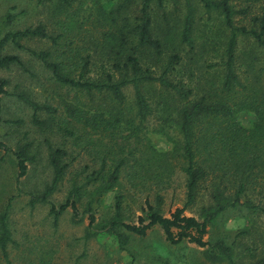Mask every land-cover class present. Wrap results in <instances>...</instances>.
Returning a JSON list of instances; mask_svg holds the SVG:
<instances>
[{
    "label": "rangeland",
    "instance_id": "obj_1",
    "mask_svg": "<svg viewBox=\"0 0 264 264\" xmlns=\"http://www.w3.org/2000/svg\"><path fill=\"white\" fill-rule=\"evenodd\" d=\"M121 1L84 0L82 9L68 16L76 1L70 7L58 8L55 1L37 3L35 0H0V38L6 31L43 23L50 34L62 33L56 45L58 52L65 51L70 57L72 51L82 56L88 53L97 67L103 64L108 68L114 54L103 42L102 33L109 35L120 27L124 33L137 22L139 0L123 4L118 13L113 14L115 19H112L108 10ZM232 4L236 10L248 4L253 13H261L264 8V0H240ZM149 13L151 34L159 41L160 49L156 51L149 46L139 45L134 51L135 57L142 67H149L156 73L172 58L169 78L190 92L178 97L175 92L165 90L157 83H141L139 89L148 106L143 118L136 116L134 90L130 84L122 88L123 100L118 105L107 93H95L89 100L85 94L79 96L73 89L52 81L39 62L26 51L9 42L3 45L1 52L18 55L27 71L15 65L0 68V79L6 80L3 89L7 92L0 94V142L13 149L17 142L32 139L34 147L39 150L37 159L27 163L25 175L16 179L14 156L11 151L4 152L0 148V213L9 200L7 223L11 242L7 244L6 250L12 264H250L256 255H264V214L252 212L241 205L227 207L214 216L203 236L210 244L221 242L229 247L231 260H228L217 248L209 245L200 247L186 240L169 244L156 225L146 230L143 236L128 233L124 249L118 247L113 234H95L84 239L88 222L86 214L81 220L74 221L68 207L54 224L48 213V203L29 204L28 193H36L41 189L50 175L44 139L52 146L65 148L68 151L66 161L73 157L62 181L49 198L52 203L58 204L65 199L70 179L74 177L77 183H81L86 174L97 168V156L100 153L96 149L104 151L112 148L122 153L131 152L137 159L135 167L143 164L145 169L142 172L149 177L158 154L169 151L172 142H179L182 138L178 125L170 120V117H175L174 112L180 102L201 97L205 101L223 99L229 102L233 99L231 93L242 85L248 88L264 87V49L252 37L237 34L232 61V72L236 79L229 95L221 92L229 31L217 10L204 8L199 0H162L160 5L151 2ZM188 13L191 27L188 40L183 41L181 32ZM8 14H13V18L6 20ZM238 18L236 14L235 24H241ZM128 36L125 51L132 49L135 43L130 32ZM131 39L133 41L128 42ZM107 40L111 43L114 41L108 37ZM21 43L35 50L50 45L49 40L37 38H25ZM88 67L91 75L97 72L90 62ZM19 90L26 91L39 104L56 107L55 114L36 111L38 119L54 115V119L50 120L56 122L57 118L64 117L72 121L69 116L70 105L71 108L89 110V113L105 111L103 117L116 115L118 120L114 124V138L109 140V130L96 128L88 134L92 139L90 148L81 150L71 144V138L52 134L49 128L42 129L33 123L31 108L14 96ZM109 111H112L111 116ZM234 118L245 128L250 127L255 120L254 114L248 110L237 111ZM130 120L133 129L135 127L132 134ZM76 125L80 126L78 123ZM206 125L195 124L192 128L197 130L199 126L202 128ZM170 159L166 176L153 175L144 179L143 187L130 185L129 177L122 171L113 188L98 196L99 203H92L95 222L107 220L112 215L117 193L123 196L120 218L127 223L136 222L137 216L143 214L145 199L165 216L175 207L183 206L185 175L178 168L180 158ZM139 180L136 178L133 181ZM94 183L97 181L82 185L81 190L90 189ZM252 186L240 196V201L248 197L257 201L259 197L256 192L260 184ZM157 194L161 198L159 203L155 199ZM86 200L85 194L78 200L79 211H82ZM213 204L206 188H199L194 201L185 207L184 214L200 220ZM261 204L264 205V196ZM121 230L119 228L117 231ZM210 248H214L215 257L209 255ZM0 264H4L1 253Z\"/></svg>",
    "mask_w": 264,
    "mask_h": 264
},
{
    "label": "trees",
    "instance_id": "obj_2",
    "mask_svg": "<svg viewBox=\"0 0 264 264\" xmlns=\"http://www.w3.org/2000/svg\"><path fill=\"white\" fill-rule=\"evenodd\" d=\"M37 3L45 1H55L58 8L70 7L76 1L75 7L71 9L72 14L82 9L84 0H35ZM131 0H122L114 8L108 10V13L115 19L113 14L118 13V9ZM155 1L158 5L162 0H139V9L137 22L131 29H127L124 33L122 28L118 31L111 32L109 35L102 33V40L108 46L109 50L114 54L113 61L108 64V68L103 64L99 67L91 61V56L79 54L72 51L70 57L68 53L58 52L56 45L62 33L55 35L50 34L43 23L28 25L22 29L6 31L0 38V68H7L10 65L18 66L22 71H27L24 63L16 54L2 53L1 49L7 42L14 47L24 50L28 55L37 60L40 66L49 74L52 81L61 86H66L70 90H74L78 95L85 94L89 100L95 93L110 94L112 101L118 105L123 100L122 88L126 85L133 87V93L136 105V116L143 118L148 112L147 103L141 93L139 86L141 83H157L165 90L176 93L178 97H183L189 90L184 89L168 76L169 65L172 58L162 66L161 70L156 73L149 67H142L134 55L137 46H149L156 51L160 49L159 41L152 37L150 30V4ZM206 9L217 10L222 16V20L226 28H228L229 36L225 47V74L222 81L221 92L230 94L232 85L236 76L232 72V61L234 57L235 38L237 34L250 36L256 44L264 49V8L261 13H253L250 11V5H244L237 10L232 3L240 0H199ZM188 2V1H187ZM239 15L237 21L241 24H235L234 17ZM13 14H8L6 20L13 18ZM191 20L188 15L184 19L181 38L183 41L188 40L190 32ZM132 34L135 43L134 47L129 51H125V45L129 38L128 33ZM107 37L114 40L113 43L107 40ZM37 38L39 40L47 39L50 45L43 49H32L21 43L22 39ZM133 39L128 42H132ZM127 49V48H126ZM121 58L123 59L120 62ZM89 62L93 65L96 73L90 74ZM6 80L0 79V94H7L3 89ZM13 95V94H12ZM233 99L229 102L223 99L205 101L203 97L193 100L180 102L174 112L175 117L170 120L178 125L182 138L179 142H172L169 151L159 153L155 159L154 170L151 176H166L169 170V159L180 158L178 160V168L185 175V202L181 207H175L168 215H163L157 208L152 206L147 199L144 200L143 214L138 215L136 222H123L120 216L122 194H115L113 212L107 219L95 222L92 203H99V195L110 191L114 184L117 183L122 171L126 177H129L130 185L138 184L143 187L146 177L142 172L145 167L143 164L137 165L136 158L131 152L122 153L120 150L112 148L99 150L100 155L97 156V168L93 169L90 174H86L81 183H77L74 177L70 179L69 188L67 189L65 199L58 203H52L49 198L57 189L62 181L70 161L65 160L68 151L60 146H52L44 139L46 143V160L50 167L49 179L43 182L42 188L34 192H29V204L48 203V213L52 217L55 224L59 215L66 209L72 211L74 221L81 220L86 214L88 222L83 238L86 239L90 235L113 234L116 243L120 249L125 248L128 233L143 236L151 226H158L166 242L169 244H177L182 240L194 243L197 246L209 245L219 250L226 259H230L229 247L221 242L210 244L203 239L207 232V225L211 219L219 212L227 207L241 205L251 210L264 214V205L261 204V198L264 190V87H247L242 85L241 88L231 93ZM14 96L23 104L29 106L32 110L31 120L42 129L49 128L50 133L59 134L63 138H71V144L78 146L81 150L87 151L90 147L89 131L100 129L109 130L107 134L112 140L114 138V124L118 120L116 115L103 117L102 111H83L75 107H69V116L72 121L60 117L50 120L54 115L46 119H38L36 111H44L47 114H55L56 107L49 104H39L33 101L26 91L19 90ZM78 97V96H76ZM69 106V105H68ZM251 111L255 120L250 127L245 128L235 121L234 115L237 111ZM89 113V114H88ZM113 118V119H112ZM54 119V118H53ZM130 133L135 132L132 120ZM206 123V127H198L194 130L192 127L197 124ZM78 123L80 126L76 125ZM61 134V135H60ZM26 137V135H24ZM34 141L27 140L23 143L17 142L13 149L7 147L0 142V148L11 151L14 156L16 166V179L22 177L26 173L27 163H32L37 159L39 150L34 147ZM110 147V146H109ZM97 153V154H98ZM171 160V159H170ZM151 169V166H148ZM86 168V166H85ZM164 170V171H163ZM139 181H133L134 179ZM90 189L81 190L82 185L95 182ZM262 183V185H261ZM253 184H260V189L256 194L259 198L252 201L249 197L244 201H240V196L246 194V190ZM84 186V187H85ZM205 187L214 204L209 208L202 219L184 214V209L191 204L199 188ZM253 187V186H252ZM253 189V188H251ZM86 192V193H85ZM85 194L87 200L83 205L82 211H79L77 205L80 197ZM97 195V196H95ZM156 201L159 203L160 196L155 195ZM9 208V200L0 213V253L4 264H12L8 258L6 246L11 242L10 232L7 223V214ZM122 228L123 230H119ZM214 248H210L209 255L215 257ZM250 264H264V255L255 256Z\"/></svg>",
    "mask_w": 264,
    "mask_h": 264
}]
</instances>
